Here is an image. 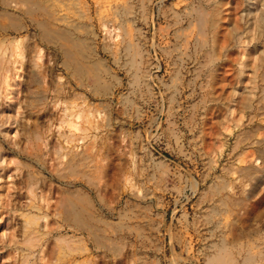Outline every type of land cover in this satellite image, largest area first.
<instances>
[{
	"label": "rangeland",
	"instance_id": "374dc122",
	"mask_svg": "<svg viewBox=\"0 0 264 264\" xmlns=\"http://www.w3.org/2000/svg\"><path fill=\"white\" fill-rule=\"evenodd\" d=\"M197 5L0 0V264H264L260 112H217Z\"/></svg>",
	"mask_w": 264,
	"mask_h": 264
},
{
	"label": "bare ground",
	"instance_id": "6f19581e",
	"mask_svg": "<svg viewBox=\"0 0 264 264\" xmlns=\"http://www.w3.org/2000/svg\"><path fill=\"white\" fill-rule=\"evenodd\" d=\"M232 2L231 0H199V5L190 7L187 17L193 19L188 27L190 34L194 33L195 37V57L199 59V53L203 51V47L208 48L210 53V64L218 63V65H213L208 74V84L210 86L209 93L212 102L216 105L217 112H221V114L227 112L234 114L235 111L239 113L244 112V108L253 107L252 100H254L256 104L255 108L260 113L252 115L248 123L257 130L261 128L264 130V125L262 123H256L255 120H253V118L258 115H260V117L264 115V87L259 97L255 95V90L259 88V85L263 84L264 86V70L261 69V65L259 64L260 57L254 55V49L257 46L256 40L259 38L264 26L263 10L259 7H256L255 10L247 8L246 11L238 14V16L244 17L243 24L239 19V21L235 20L236 24L231 26V17L234 16H231V8L234 7L232 6ZM234 2L236 6V0ZM254 4H257V1H255V3H248V5L252 6ZM191 40L188 39L186 41L188 47ZM235 43L240 44L239 54L233 60V62L238 65L236 69L237 75L233 74L232 66H230V68L227 66L231 58L230 47L235 45ZM248 60L250 63L247 64ZM241 74L246 75L249 85L245 86L242 92H239L240 99H237V96L235 97L237 93L235 90V82L237 81V84L240 82L239 77ZM199 76H197V78H199ZM261 122L264 123V121ZM251 134L252 135H250V133L247 134V139H236L235 145L241 144L244 140H249V145L256 147V157L253 161L259 159L264 163V138H251L254 134L253 130H251ZM239 171L248 176H252L256 173H262L264 175V164L260 168L249 165L240 168Z\"/></svg>",
	"mask_w": 264,
	"mask_h": 264
}]
</instances>
